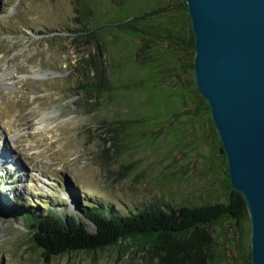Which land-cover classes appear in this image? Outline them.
Masks as SVG:
<instances>
[{
  "label": "rangeland",
  "instance_id": "obj_1",
  "mask_svg": "<svg viewBox=\"0 0 264 264\" xmlns=\"http://www.w3.org/2000/svg\"><path fill=\"white\" fill-rule=\"evenodd\" d=\"M170 2L0 0V264H158L131 240L45 260L27 214L71 215L93 233L81 208L125 215L225 201L210 112L174 115L198 102L194 58L178 47L172 10L138 20L168 37L160 55L123 30L127 16ZM97 63L107 83L85 92L99 82ZM228 224L202 228L207 263L245 264L250 255L248 214Z\"/></svg>",
  "mask_w": 264,
  "mask_h": 264
},
{
  "label": "water",
  "instance_id": "obj_2",
  "mask_svg": "<svg viewBox=\"0 0 264 264\" xmlns=\"http://www.w3.org/2000/svg\"><path fill=\"white\" fill-rule=\"evenodd\" d=\"M183 1L194 84L246 205L251 264H264V0Z\"/></svg>",
  "mask_w": 264,
  "mask_h": 264
},
{
  "label": "trees",
  "instance_id": "obj_3",
  "mask_svg": "<svg viewBox=\"0 0 264 264\" xmlns=\"http://www.w3.org/2000/svg\"><path fill=\"white\" fill-rule=\"evenodd\" d=\"M172 1L170 4L145 11L141 15L127 16L124 18V23H129L125 24L126 27L123 30L125 33L137 35L142 39L148 38L151 43H154L152 46L154 48H151L152 53L156 52V55H160L165 51V48L161 49L160 46L166 45L168 37L159 29L154 32L143 31L138 20L143 18L154 20L160 17L161 13H168L172 10L173 23H177L178 32L182 34L177 38L178 47L185 53L192 51L191 57H194V39L185 2L176 0L174 4V0ZM90 61L94 63L96 59ZM101 64L93 65L94 70L99 73V82L94 85L91 83L82 85L81 89L85 92L91 89L100 92L103 83H107L106 72L98 70ZM156 64L158 65L152 61L154 68L157 67ZM189 69H193V63L189 64ZM191 93L194 100L198 102L197 106L183 108L174 113L176 118L183 115L197 116L204 108L209 111L207 103L199 95L196 87ZM217 146L221 154L220 162L226 175L223 186L224 202L194 207L181 205L175 208L166 207V209L148 206L125 215L117 214L105 206L81 208V215L95 227L93 233L87 230L83 221L71 215L60 217L51 211L42 212L38 217L27 214L33 245L41 250L45 260H49L65 253L97 252L115 248L131 240L140 245L141 251L150 253L152 257L155 256L158 264H209L204 258L206 251L203 248L207 242L202 228L206 225L219 224L222 221L229 222L228 225L231 226V223L239 217L247 215L243 198L229 184L225 156L220 142ZM245 264H251L250 255L247 256Z\"/></svg>",
  "mask_w": 264,
  "mask_h": 264
}]
</instances>
